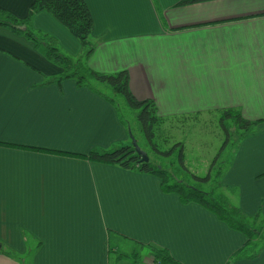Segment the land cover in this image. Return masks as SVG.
I'll use <instances>...</instances> for the list:
<instances>
[{
	"label": "crops",
	"instance_id": "0c3cea01",
	"mask_svg": "<svg viewBox=\"0 0 264 264\" xmlns=\"http://www.w3.org/2000/svg\"><path fill=\"white\" fill-rule=\"evenodd\" d=\"M179 1L85 0L94 47L87 66L126 71L133 97L151 100L162 119L236 110L263 121L231 146L220 183L243 215L264 216V0L175 8ZM32 2L0 0V9L23 20ZM31 27L64 54L81 53L47 11ZM59 72L0 28V144L78 155L127 144L128 125L97 92L73 80L47 84ZM245 241L199 205L163 194L153 176L0 146V264H24L10 250L27 253L28 264H129L136 253L125 255L127 245L165 249L181 264H226ZM231 264H264V251Z\"/></svg>",
	"mask_w": 264,
	"mask_h": 264
},
{
	"label": "trees",
	"instance_id": "16d2710c",
	"mask_svg": "<svg viewBox=\"0 0 264 264\" xmlns=\"http://www.w3.org/2000/svg\"><path fill=\"white\" fill-rule=\"evenodd\" d=\"M211 1L216 0H181L174 7L180 8ZM40 11L50 13L79 42L81 46L79 56L71 57L64 54L53 37L33 31L31 27L32 18ZM3 27L9 29L14 35L23 37L26 41L31 42L35 49L50 64L60 70L56 76L47 80V84L55 83L60 85L61 82L73 80L78 88H85L97 92L98 95L113 105L117 112H119V109L114 96H121L124 102L136 112L135 121L137 129L149 146V150L151 151L149 152L165 159L171 158L176 154L177 166L169 162V166L171 165L173 168H165L148 157V155V162H142L141 157L136 154L132 144H118L106 151L95 149L87 155L5 144H0V146L41 154L78 158L101 165L116 166L133 173L153 176L160 181V190L163 194L176 195L182 205H188L190 203L199 205L213 214L229 230L245 237L246 241L244 245L229 258L226 264L243 259L253 260L264 251V216L259 211L256 215L247 217L235 205H231L227 200V194L232 195L233 192L222 187L220 183L225 169L221 167H219L218 171L214 169L216 160L221 156L230 142V134L223 124L225 120H231L236 125L234 126V133L236 135L234 148H237L238 142L255 134L257 127L263 121L251 122L245 120L236 110L220 111L221 128L224 132L225 139L215 159L210 164L207 173L203 177H198L191 173L184 164V147L182 143H176L165 151L159 150L160 146L157 141L163 137L162 128L173 119L159 118L155 105L151 100L139 101L133 97L129 90V75L126 71H121L116 74H101L88 68L87 62L94 51V47L90 41L93 21L85 0H33L28 15L23 20H19L10 13L0 9V28ZM96 84L107 85L111 89L113 96L104 95L95 87ZM119 118L121 119L120 113ZM128 132L130 139V137H133V134L129 129ZM232 144L234 142L230 143V145ZM184 180H186L187 184H184ZM147 249L151 255L150 264H181L174 260L165 249H157L149 246ZM138 259L139 256L134 254L133 258L128 259L129 264H138ZM118 261L122 262V257L118 258Z\"/></svg>",
	"mask_w": 264,
	"mask_h": 264
},
{
	"label": "rangeland",
	"instance_id": "374dc122",
	"mask_svg": "<svg viewBox=\"0 0 264 264\" xmlns=\"http://www.w3.org/2000/svg\"><path fill=\"white\" fill-rule=\"evenodd\" d=\"M96 86L98 90L105 93L106 95L113 96L111 89L107 85L96 84ZM114 99L118 104L117 107L119 109L120 117L123 122L128 125L127 127L133 134L134 138H132L135 140L138 148L146 152L148 157H150L152 160H155L163 167L168 169L173 168V166H169V162H172L176 165V154L167 159L151 154L149 146L146 144L145 139L137 129V124L135 121L136 112L124 102L121 96L115 95ZM173 120L170 123L164 125V127L162 128L163 137L161 138V140L157 141L160 146L159 150L165 151L170 149L176 143H182L184 147L183 151L185 166L191 173L195 174L198 177H203L207 173L210 164L215 159L216 154L225 139L224 132L221 128V114L212 113L192 117H174ZM223 124L226 126L230 134V142L227 145V148L224 150L225 152L216 160L214 169L217 171L219 167H224L226 165L225 158L229 154L228 152L232 150L231 146L233 145H230V143H235L234 140L236 139V135L234 133V126L236 125L231 120H225ZM130 144L131 140L129 139L127 141V145ZM184 184H187L186 180H184ZM227 200L231 205H233L229 199V194H227ZM139 248H134L129 245L123 246V253L125 255H129L131 252L136 253L139 256L138 264H150L151 260L149 261L147 259H144L145 256L149 254V250L146 248ZM9 252L12 255L16 256L17 259L23 261L24 264H28L27 253L24 255L13 252L12 250H10ZM116 256L117 253L113 254V261ZM113 264H116V262H114Z\"/></svg>",
	"mask_w": 264,
	"mask_h": 264
},
{
	"label": "water",
	"instance_id": "95a60500",
	"mask_svg": "<svg viewBox=\"0 0 264 264\" xmlns=\"http://www.w3.org/2000/svg\"><path fill=\"white\" fill-rule=\"evenodd\" d=\"M130 140H131L132 147L134 148L136 154L141 157L142 162H148L147 154L145 152H143L142 150H140V148H138L135 140L132 137H130ZM0 247H1V245H0Z\"/></svg>",
	"mask_w": 264,
	"mask_h": 264
}]
</instances>
